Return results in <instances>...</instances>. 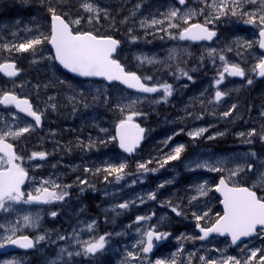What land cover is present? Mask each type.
I'll list each match as a JSON object with an SVG mask.
<instances>
[{"label": "rangeland", "instance_id": "1", "mask_svg": "<svg viewBox=\"0 0 264 264\" xmlns=\"http://www.w3.org/2000/svg\"><path fill=\"white\" fill-rule=\"evenodd\" d=\"M117 1L118 0H110L112 8H109L108 5L101 4L97 0H90V2L101 9L99 18H92L91 23L88 21L93 14L87 13L81 8V0L69 1L68 3L72 4L71 6L74 8L66 7L63 9V12L66 13L62 11H56V13L64 15L68 18L70 23L76 19H80L78 25L71 23L76 29L78 27L80 30L90 29L100 33H116L121 37H127V41L131 45L140 42H148V29L154 26H152L151 23L144 26H140L137 23L136 13H132L131 9H135L138 3H135L134 0L132 3L131 0H120L122 2V4H120ZM209 1L210 0H207V3H209ZM141 2L142 1L139 3ZM149 2H153V0H149ZM165 2L167 3L159 5V7H164V9L159 8L161 13H169L170 10L179 8V6H176V3L170 4V0H165ZM195 2L197 6L191 5L182 12L191 9L196 13L194 17H197L200 15L201 10L202 12L206 10L208 16H206L205 19L213 15L212 9L209 7L208 10L203 4L205 0H195ZM4 3L5 0H0V5ZM13 4H17V2H11L10 5ZM70 4H68V6ZM17 6L19 9L26 8V6H20L19 4ZM198 6H202V8H197ZM105 11L112 12V17L109 16L108 13L105 15ZM245 12H255L257 15L264 14V7H262L260 0H256V3L252 4L248 3L247 0H240L239 8L237 9L238 14L236 16H221L220 19L214 20L212 23L208 24H213L220 28L223 34L221 43L213 46H202L200 49L202 57L207 53L210 54L212 49L216 50L215 54H211L215 70H223L224 62L220 61L219 55H224L229 64H238L240 67H243L247 76L245 80L230 79V81H228V74L225 73V81L221 91L226 92L227 95H225V99L221 103L215 102V97L213 95V99H211L214 103L209 109V112L214 117L204 123L206 125L205 129H212V131H209V134L205 137L202 133L201 142L196 141L192 143L191 151H187L184 155H182V153L179 160L170 161L163 167H160L159 163L153 161H162L165 154L170 153L174 146L182 144L185 148V143H178L171 146L169 143L168 145L170 148L166 150L165 153L163 149L159 150L158 148L159 154L157 157H154L155 154L153 153V150H156V148H152L149 153V147H147V150L143 149L142 152L138 153L137 157L143 154V157H147L150 154L149 157L152 161L149 163L147 158L145 162L147 166L160 167L155 173L159 174L161 180L155 183L150 182L149 177L146 176H140L136 180L133 176H130L131 174L128 175V172H130V162H127L128 158L126 154L122 153L118 148V163L116 166H119L121 163L126 164L124 172L121 173L123 179L117 181L116 175L112 174L114 176V184L104 185L101 189L103 195L107 196L111 194L112 196L105 198L99 205L103 214L113 213L110 218L112 224L111 230L105 228V231H102L101 222H97L95 218V220L92 219L91 221L89 216L86 215L83 217V213L80 217L73 216L70 219H66V225L64 224L62 226L61 224H57L58 230L51 231L53 225L56 224L53 223L49 231L43 230L41 232L44 216L39 210L32 208L30 204H24L22 202L16 203L13 204L8 211L0 210V224L4 225V228H0V238L11 234L6 231V229L11 227H16L18 229L13 238L27 233L35 234L36 238L41 235L45 236L43 241L37 242L36 240L37 246L33 252L16 251L14 253H0V264H5V262L10 260L20 261L21 264H52V261H56L57 264H155L157 260L166 262L167 249L170 255L176 256L172 261L173 264H206L208 261H215L216 264H221V261L228 256H235L241 260V264H244V260L250 255L249 250L260 249L261 252H258L256 260L252 262V264H258L260 255L264 254V235H259L258 238H254L248 244L234 249L224 239L212 238L207 242H202V240L199 239L200 232L197 227V223L202 227H208L215 222L217 214L222 215L223 208L221 206V197L216 194L215 186L218 183L219 175L223 174L228 179L229 170L234 169L237 164L251 163L253 165V171L249 172L245 167L243 171L229 181L235 185H248L257 189L260 196H264V187L257 184L260 174L264 173V140L260 138V134L264 131V115H262V113H264V78H258V69L253 71L259 59L264 57V53L259 49V27L254 24L244 23V21L248 19V16L243 15ZM0 15V53L4 51V58L6 60H11L9 58H12L14 54L6 55L9 51L3 47L4 45H8L9 48H12L13 46H18L21 43H26L36 37H40L41 34L45 37L49 35L48 29L50 22L42 9L33 10L32 12L29 11V13L21 12L18 16H13L10 14L9 10H4ZM132 18L134 19L135 25L131 20ZM141 20H143L144 23L146 18L141 16L140 21ZM155 20L163 21V18L159 17ZM135 26L140 27L139 31H143V33H139L137 36L132 35ZM176 29H179V32L182 30L180 27ZM6 37L16 38L6 40ZM154 38H161L159 32ZM238 40L242 43L238 44ZM246 42H252L251 47H247ZM229 48L231 51L228 50ZM185 51L191 56L190 49ZM14 52L15 58L21 62L23 68L22 77L17 81V88H21L26 97H38L40 93H47L45 112L51 113L54 112L55 108H59V110L63 109V111L68 114L69 110L64 109V107H61L57 102L55 103L52 101L53 99H57L59 95L51 90L49 92L46 85L56 81L63 85L71 83L75 88L83 87L72 83L74 80L66 77L57 62L54 59H50L54 54L47 44V40H44L43 43L36 45L34 49H30L26 52L16 50ZM180 54L181 51L177 49V46L169 48L163 55L158 54L156 51L149 52L142 49L134 53L133 59L142 64L138 57H155L156 60L165 62L166 64L169 63L168 66H170L177 62L176 57ZM33 65L36 66L34 71L30 70ZM49 71L55 75L52 81L45 76L46 72ZM248 79H252V84L247 83ZM86 85H90L88 87L85 86L87 90L85 94L90 99V104L93 106V103L96 102L99 107L97 108V114L103 116L102 121L103 123L105 122L104 124L107 125V122H109L107 126L100 121L98 124V128L101 126V128L104 129L101 133L103 141H106L103 145L104 148H107L105 152L108 154H112L113 152L112 149L110 151L109 149L110 146H114L115 140L111 139L114 137L112 133V123L116 117L119 121L123 120L133 111L131 108L135 109L133 112H139L145 115L156 113L159 109V103L164 99V94L150 98L148 96L132 95L125 89L119 87H108L104 84L100 86H95L93 84ZM13 86L14 84L12 83L5 85L0 84V90L4 88L7 90L9 87ZM182 87L188 88L189 83H183ZM173 91L174 88H172V92ZM79 93L83 95L84 91ZM192 95H197V92L192 93ZM234 97L237 98V100H235ZM105 98L107 102H103ZM254 98L255 102H253ZM71 99L72 100H65V105L68 104V101L71 102L70 108H72L73 113H75L77 109H79L81 102H78V96L76 95H74V99L73 97ZM150 99L153 100L150 101ZM131 100H138V102L131 108L124 107L128 105ZM114 101L116 102L114 103ZM199 103L200 106L203 105V102ZM195 104L196 103H194V105ZM53 105L55 107H53ZM232 105L236 106L235 109L239 107L241 111L232 112L228 119L229 122H225L223 128H218V126H220L219 123L222 122L220 121L221 119L216 120L217 115L222 114L227 106H229V109H232ZM122 107H124V111L120 110ZM221 107L223 110L220 111ZM12 113H14L13 110L7 109L4 128L11 127L13 130H17L18 127L32 125L31 122H28L18 113L15 119H13ZM97 114H94L92 119H94V117L97 118ZM185 114H188L189 118L192 119L193 112L191 110L185 112ZM181 117H183V115L169 120L168 123L171 126L175 125V129H177L178 126L179 130H183V126L178 124V120ZM250 118V126L240 132L239 130L245 125L243 123L244 121H241ZM222 121H226V119ZM165 124L166 122L161 120L157 123V126ZM48 127L50 130V125H48ZM253 129L256 130L257 135L248 137L247 134ZM196 130H191V132ZM107 131H109V133H107ZM179 133H181V131ZM240 133L245 134L243 138L242 136L239 138L242 142L244 141L245 144L240 145L242 143H239L235 145L236 142L234 139L238 140L237 137H240ZM25 134L28 137L30 132ZM25 134L20 137L25 136ZM175 134L176 132L167 133L164 136L165 141L168 137H172L170 141L175 140ZM221 134L223 136H229V140L222 146L213 143H205V140H212L209 139V136H214V139H216ZM230 136L234 139L230 140ZM247 139H250L251 143H246L245 140ZM197 146L201 147L197 148ZM195 147L196 149H193ZM54 149L58 150V148L55 147ZM81 150V153H84L83 147ZM90 150L91 152H95L93 148H90ZM211 150H213V152H210ZM250 153H255V156H251ZM158 156H160L161 160L158 159ZM196 160L201 162L206 160L212 162L223 161V170L219 172L208 171L206 169L189 171L188 165ZM136 166H138V164L135 165V167ZM136 170L140 171L142 169L137 167L135 168V171ZM182 172L185 174L187 173L191 181L182 179ZM208 173H211L210 176H204ZM106 175L108 174L105 172L103 176L104 180ZM36 180H38V178H36ZM133 181H135V183H133ZM204 182H207V186L210 187L211 190L207 192V195H200L196 191V186ZM161 184H163V187H160ZM169 185L173 186L168 190L165 189V187ZM253 185L257 186L253 187ZM151 193H155V199H149ZM193 197H196V199H192ZM126 202L129 204L127 209L118 207L119 204ZM163 206H165V208H162ZM172 207H177V210L181 214L176 215V213L172 211ZM204 213H207L204 219L200 221L195 219V215H203ZM26 215L33 219L38 217V226L26 227L23 220V217ZM140 216L151 217V219L137 222V217ZM89 225H92L91 230H89ZM150 226H155L157 229H164L166 231L165 233L169 234L167 238L162 241L164 255L153 256L150 252H142L143 245H140L139 242L145 239L144 233H146L147 228ZM173 231H175V233ZM102 235L106 237V246L103 254L98 252L94 256L73 255L72 257L67 255L68 252H82L84 241L94 242L96 238ZM60 236H64L67 239L61 240L59 239ZM77 241H80V243H77ZM0 242H3V240L0 239ZM61 248L67 251L61 254ZM129 253H132L136 258L133 259L132 256L128 255ZM201 257L204 259L202 260Z\"/></svg>", "mask_w": 264, "mask_h": 264}, {"label": "flooded vegetation", "instance_id": "2", "mask_svg": "<svg viewBox=\"0 0 264 264\" xmlns=\"http://www.w3.org/2000/svg\"><path fill=\"white\" fill-rule=\"evenodd\" d=\"M97 1H99L101 4L108 5L109 8H112V4L110 0H97ZM132 1L133 0H131V3ZM134 1L135 3H138V5L136 6L135 9H131V12L136 13L137 23L140 26H144L151 23L153 19H158L159 17L163 18L162 24H156L154 25L153 28L148 29L149 31L147 36L148 42H140V43H136L135 45H131L127 41V37L126 38L121 37L116 33H112V32H109L101 36H110L119 39V41L121 42V47L119 48L115 58L125 66L127 71L136 72L137 75L141 76L142 80L145 76L152 77L151 80L147 81V84L149 86H159L162 83H166L172 85V88H174L172 95L169 98H167L166 101L163 99L162 102L159 103V109L156 113L145 115L143 113L138 112L139 115L134 116L132 121V122H139L141 127L145 130V139L138 151L133 152L131 154H126L128 158L127 162H130L129 165L130 172H128V174H131L130 176H133L136 180L140 176H146L149 177L150 182L155 183L156 181L161 180L159 178V174L155 173V171L159 170L160 167L147 166V168L149 169V171L147 172H145L143 169L140 171L139 170L135 171V168L138 167V166L135 167V165L140 163H145L147 158L149 161H152L149 157L150 154L147 157H143L144 154L142 156L137 157L138 153L142 152L143 149L147 150V147H149V153L151 149L154 147L159 148V150L163 149V152L165 153L166 150H168L171 145H175L178 143H185L186 144L185 150L182 154L184 155L187 151H191L192 143L196 141L201 142L200 139L202 138V135L209 134L208 132L212 131V129L207 130L206 132H204L199 137H196L195 139H193L191 136L188 135V133L191 132V130H196L198 128L200 129L201 127L205 128L206 125L204 123L214 117L209 112V109L214 103L212 101L213 95L215 97V92L217 90L221 91L225 80H223V82L220 83L219 85L216 84V79L218 78L219 75L218 72L222 71V69L215 70L211 55L207 53L204 56L205 58L202 57L200 54V49L202 46H213L218 43H221V40H223V34L219 27H216L215 25L212 24L208 26L217 31L215 41L193 42L188 40L173 39L172 37L178 36L180 32L179 29L169 27V23L178 22L179 27L182 29L186 25H184V23L181 20H179V18H176L175 21L173 22L169 21L166 16L167 12L161 13L159 11V8L164 9V7H159V5L166 4L167 2H165V0H153V2H149V0H134ZM140 1L142 2L139 3ZM210 1L209 3H207V0H205V2L203 3L208 10H209L208 5L210 4ZM171 3H176V6H179L181 12L187 9L188 7H190L191 5L197 6L195 0H186L185 5H179L178 0H170V4ZM199 7L202 8V6H198L197 8ZM106 12L108 13L109 16L112 17V12L110 11H106ZM141 16H144L146 18L144 23L143 20L140 21ZM206 16H208V13L206 10H204L202 14L200 13L199 16L193 17L189 21V24H195V23L204 24L205 21L204 19ZM131 20L134 23V19L132 18ZM139 28L140 27L135 26V30L132 33V35L137 36L139 33H143V31L142 32L139 31ZM158 32L161 35V38H154L156 35H158ZM14 38L16 37H6V40H11ZM173 46H177V49L181 51V54L176 57L177 62L170 66H168L169 63L166 64L165 62L162 61H160V63H154V64H148V63L140 64L138 61L133 59L134 53L142 49L149 52L156 51L158 52V54L163 55L167 52L169 48ZM11 49L12 50L9 51L8 54L6 55L14 54V56L12 58H9L11 60H6L4 58L5 53L4 51H2L0 53V64L14 63L20 73L18 76L15 77H7L3 72H0V84L3 85L10 83L14 84L13 87H9L7 90H5L4 88L3 91H12L20 99L27 98L31 102L33 106V110L42 113L41 125L36 126L34 120L31 117H28L26 113H20L19 110L15 109V107L11 105L9 106L0 105V129H4V122L6 120L7 109L13 110L16 114L18 113L28 122L32 123L33 130L30 131V135L28 137L25 134V136L18 137L15 140L9 138V142L13 143L14 150L16 151L17 155L23 157V160L18 161V163H20L21 166L24 167L25 170L28 172L29 180L24 185L22 191L25 193V198H27V194L29 192H31L33 195H36L37 194L36 189L41 187H47L50 191H56L58 193L67 192V195L62 201H54L49 204H42V203L30 204L32 208L39 210L41 214L44 216V223L41 232L43 230L49 231L53 223L56 224L53 225L51 231L58 230L57 224H61L62 226L64 224L66 225L65 223L66 219H70L73 216L80 217L83 213H84L83 217L87 215L91 218V221L92 219L95 218L97 222H101L102 231H105V228L107 230H111L112 224L110 218L112 217L113 213L111 212L112 214L111 213L103 214L99 205L101 204V201L105 200V198L112 196L111 194L107 196L103 195L101 189L104 185L114 184L113 175L111 176L106 175L107 179L105 180L103 179V176L105 175L104 169L106 167H108L109 165L116 166V164L118 163V157H117V150L119 148L118 125L120 121L116 117L112 123V128H113L112 133L114 137H116L114 141V146L113 147L110 146V148H112L113 150L112 154H108L105 151H103L102 145H100L98 142L95 141V134H94L95 128H92L91 132L82 129V133L88 135L86 138H84L80 147L74 148V144L79 143V140H74V138L79 135L76 132H73V130L83 127L82 121L80 120L81 116L83 117L85 123L87 122L89 123V118L86 114H81V110H79L80 107L79 109H77L75 113H73L72 108H70L71 102L68 101L67 102L68 104L65 105L66 103L65 100L67 99L72 100L71 98L74 97V95L78 96L79 95L78 92H82V91H84L83 95H86L85 91L87 92V90L85 86L87 87L90 86L86 84H93L95 86H100L101 84H104L108 87H114V88L119 87L121 89H125L132 95L145 96V97L148 96L150 98L163 94V91L160 90L155 93H140L134 89H129L127 86H123L118 83L108 84L105 81H101L97 79H81L61 70L63 73H65L66 77H69L70 79L74 80L72 83L78 84L83 88H79V87L75 88L72 86L71 83H66V85H63L62 83L59 84V90H51L50 88H48L49 92L50 90L54 91L61 97V99H59L58 97L57 99H53L52 101L55 103L57 102V104H60L61 107H64V109L69 110V113L66 114L63 111V109L59 110V108H55L54 112L51 113L45 112L44 109H45L47 93H42V94L40 93L38 97H34V96L26 97L25 94L22 92V89L17 88V81H19V79H21L22 77L23 68L21 62L18 61L17 58H15L16 57L14 52L15 48L12 47ZM187 49H190L191 56H189V54L186 53L185 50ZM35 67L36 66L33 65L30 70L34 71ZM181 70L186 71L188 75L192 77V80H189L186 76L181 75ZM45 76L47 78H50L54 76V73H51L49 71L46 72ZM230 79L237 80L236 77L228 75V81H230ZM52 80L54 79H51V81ZM185 82L189 83L188 88L182 87L183 83ZM196 92L197 95H192V93H196ZM224 99L225 96L219 102H217L216 100L215 102L221 103L224 101ZM152 100L153 99H150V101ZM235 100H237V98ZM78 102L80 103V99H78ZM115 102L116 101H114V103ZM199 102H203V105L200 106ZM194 103L196 104L194 105ZM94 105L96 106V108H99L96 102L93 103V106ZM131 110L135 111V109L133 108H131ZM190 110L193 112L192 119L189 118L188 114H185V112ZM221 110H223L222 107L220 108V111ZM229 110H230L229 106H227L224 112ZM133 111H131L130 114ZM239 111H241V109H239ZM223 113L218 114L216 120L221 119L220 121H222L226 119L227 116H224ZM180 115H183V117H181L178 120V124H180V126H183V130H179L178 126L177 129H175L174 128L175 125L171 126L168 123L169 120H173V118L175 119L177 117H180ZM126 117L124 119H126ZM97 118L99 121L103 120L102 115L97 114ZM161 120H164L166 124L157 126V123H159V121ZM48 125H50V130ZM107 125H109V122H107ZM98 131L100 133L103 132L101 126H99ZM180 131L181 133H179ZM172 132H176L179 134L178 135L175 134L176 136L175 140L169 141L167 142V144H165L164 136L167 133H172ZM64 135L65 138L62 142L55 139L56 137H62ZM70 139L73 148L67 146ZM169 143L170 146L168 145ZM54 147L58 148V150H55ZM82 147L84 148V153H81ZM200 147L201 146H197V148ZM90 148H93L95 152L94 151L91 152ZM105 149L107 148L105 147ZM193 149H196V147ZM41 151L47 153L45 159L43 160L39 158L29 159L32 152H41ZM93 159L97 160V162L91 161ZM158 159L161 160L160 156H158ZM153 162L158 163L157 160ZM85 169H89L90 171H86ZM97 169H100V171H97ZM181 169L184 170L183 168ZM187 175H188L187 173L185 174L182 172L181 178L187 181H191V178H188ZM36 178H38V180H36ZM81 180L87 181V183L81 184L79 182ZM45 181H48V183H44ZM54 184L60 185V187L55 188L53 186ZM66 186H70V187H66ZM52 212H56L57 215L53 217L51 215ZM148 230H155L156 232H160V233L166 232L164 229L155 228V226L148 227L147 231ZM173 232L175 233V231ZM217 238L224 239L230 244V239L227 237L221 238V236L220 237L217 236ZM252 240L244 244H248ZM162 241L163 239L160 241H156L155 239L153 240L154 248L152 252H150L153 256L163 254ZM244 244H242L241 246H244ZM238 248H234V249H238Z\"/></svg>", "mask_w": 264, "mask_h": 264}, {"label": "snow or ice", "instance_id": "3", "mask_svg": "<svg viewBox=\"0 0 264 264\" xmlns=\"http://www.w3.org/2000/svg\"><path fill=\"white\" fill-rule=\"evenodd\" d=\"M239 2L240 0H211V4H209L208 7L212 9L213 15L210 18H206L204 24H189V21L196 15V13L191 9H188L185 12H181L180 8H174L170 10V12L166 14L169 21H173L179 17V20H181L184 25H186L183 27L182 31H180L178 36H173L172 38L180 40H212L213 37L217 35V33L214 30H210L207 25L212 23L214 20L220 19L221 16H236L238 14L237 9L239 8ZM247 2L256 3V0H247ZM260 2L262 7H264V0H260ZM178 4L185 5L186 0H178ZM80 6L85 12L93 14V16L89 18V23L92 22V18H99L101 9H99L98 6H95L94 3L90 2V0H81ZM49 11L52 18L50 37H45L41 34L40 37H36L26 43H21L18 46H13L16 51L26 52L30 49H34L36 45L43 43L44 40H49L55 49V54L54 56L50 57V59L58 61L59 64L70 73L76 74L80 77H103L107 81H119L126 85L129 89H134L141 93H155L162 90L165 101L167 100V97L172 95V85L162 83L159 86H149L147 81L151 80L152 77L145 76L142 80L141 76L137 75L136 72L125 71L124 67L119 63V61L113 59V53L116 51L117 46L120 43L118 40L111 37H98L90 31L74 32L70 23L66 22L61 15H58L54 8L50 7ZM105 15H107L106 11ZM243 15L248 16V19L245 20L244 23L254 24L259 27V36L261 37L259 40V47L264 49V14L257 15L255 12H245ZM71 23L78 25L80 23V19H76ZM162 23L163 21H158L155 19L151 21L152 26ZM169 27L177 28L179 27V23L170 22ZM237 43L239 44L242 42L238 40ZM251 44L252 42H246L247 47H251ZM3 47L8 51L12 50L8 47V45H4ZM228 50L231 51L230 48ZM215 53V49L210 51V55ZM138 59H140L141 63H160V61L156 60L155 57L149 58L144 56L138 57ZM219 59L224 63L223 70L219 72L218 78L216 79L217 85L223 82L225 73L233 77L245 76V70L238 64H229L226 61L224 55H219ZM257 69L258 75L260 77H264V57L259 59V62L254 66L253 71ZM0 72H3L7 77H15L18 75V70L14 63L0 64ZM181 74L186 76L189 80H192V77L188 75L186 71L181 70ZM252 82V79H248L247 81L248 84H252ZM225 95H227L226 92L217 90L215 92V100L219 102ZM103 102H107V99L105 98V101ZM137 102L138 100H131L129 104L125 105L124 107L131 108ZM81 103L84 107H88V105L84 103L83 100H81ZM0 105L14 106L15 109L19 110L20 113H26L28 117H31L34 120L36 126L41 125L42 113L33 110V106L27 98L20 99L12 91L0 90ZM53 107L55 106L53 105ZM124 107H122L120 110L124 111ZM235 107V105H232L233 110ZM12 115L13 119H15L16 113L14 112ZM136 115H139V113L132 112L126 117V119L121 120L118 125L119 147L123 149L124 152L129 154L135 152L136 148L143 139V134L145 131L138 124L132 123L133 117ZM223 115L229 116L231 115V111H226L223 113ZM262 115H264V113H262ZM31 130H33L32 125L18 127L17 130H13L11 127L0 129V154H2L0 155V210L8 211L13 204L21 202L24 204H49L54 201H62L67 195V192L58 193L56 191H50L47 187H41L36 189V195H33L31 192H29L27 194V198H25V193L21 191V186L28 178V172L24 167L21 166L20 163H18V161L23 160V157L17 155L16 151L14 150L13 143L9 142V138L15 140L16 138L30 132ZM102 131H104V129H102ZM206 131L207 129L200 128L194 132H189L188 135L195 139ZM176 134L178 135L179 133ZM239 135L243 137L245 134L240 133ZM247 135L248 137H251L257 135V132L255 129H253ZM214 138V136L209 137V139ZM260 138L264 140V131H262L260 134ZM111 139L115 140L116 137H112ZM171 139L172 137H168V139L165 141V144H167V142ZM245 142L251 143V140L247 139ZM100 143H106V141L101 140ZM184 150L185 148L182 144L174 146L170 153L165 154V157L162 161H158L160 167H163L170 161L179 160ZM250 155L255 156V153H250ZM46 156L47 153L42 151L32 152L29 159L39 158L43 160L46 158ZM223 163V161L212 162L206 160L201 162L196 160L192 161L188 165V170L195 171L197 169H206L208 171L219 172L223 170ZM245 167L249 172L253 171V165L251 163L237 164L234 169L229 170L228 180H231L233 177L237 176L245 169ZM125 168L126 164L121 163L119 166L109 165V167L105 168L104 171L108 175L115 174L116 180L119 181L123 179L121 173L124 172ZM138 168L143 169L145 172L149 171L145 163L138 164ZM85 170L90 171L89 169ZM97 171H100V169H97ZM105 179H107V176H105ZM79 182L81 184L87 183V181L84 180ZM44 183H48V181H45ZM133 183H135V181H133ZM257 184L261 187H264V173L260 174ZM53 186L55 188L60 187V185L56 184ZM256 186L257 185H253V187ZM160 187H163V184H161ZM210 190L211 188L207 186V182L196 186V191L200 195H207V192ZM215 190L223 195V214H217V219L211 224V226L200 227L199 223H197V227L200 229V232L203 233V235L199 236V239L204 240L210 234L217 233L222 236H230L231 243L236 244L241 240L242 237L264 235V196H258L257 191H254L249 187H230L229 183L224 178L220 179L219 184L215 186ZM155 198V193H151L149 195V199ZM192 199H196V197H193ZM118 207L121 209H127L129 204L127 202L121 203L118 205ZM172 211L175 212L176 215L181 214L177 210V207H172ZM51 215L55 217L57 213L52 212ZM205 216H207V213H204L203 215H195V219L200 221L204 219ZM145 219H151V217H137V222L143 221ZM23 220L26 227L38 226V217L33 219L32 217L26 215L23 217ZM0 228H4V225L0 224ZM91 228L92 225H89V230H91ZM6 231L11 234L0 238L3 240V242H0V249L4 248L5 244L18 245L22 249L34 248V241L26 235H21L13 239V236H15L16 232L18 231L16 227L8 228ZM168 235V233H160L156 232L155 230H148L146 233H144L145 239H142L139 242L140 245H143L142 252H151L154 247L153 239L160 241L162 239H166ZM44 239L45 236L43 235L36 238L37 242L43 241ZM59 239L64 240L67 238L60 236ZM77 243H80V241H77ZM83 245L84 247L82 252H68L67 255L69 257H72L73 255L94 256L98 252L103 254L106 246V237L104 235L99 236L94 240V242L84 241ZM65 251L67 250L61 248L60 253L63 254ZM249 251L250 255H248L244 260V264H252V262L256 260L258 252H261L260 249ZM128 255L132 256L133 259L136 258L132 253H129ZM201 259L203 260L204 258L201 257ZM5 264H21V262L10 260L5 262ZM52 264H57V262L52 261ZM155 264H165V262L162 260H157ZM206 264H216V262L208 261ZM221 264H241V260L235 256H228L226 259L221 261ZM258 264H264V254L260 255Z\"/></svg>", "mask_w": 264, "mask_h": 264}, {"label": "bare ground", "instance_id": "4", "mask_svg": "<svg viewBox=\"0 0 264 264\" xmlns=\"http://www.w3.org/2000/svg\"><path fill=\"white\" fill-rule=\"evenodd\" d=\"M252 4V3H251ZM35 73V72H34ZM53 78H55V75L54 76H52L51 78H48V79H53ZM59 84H61L60 82H56V81H54L53 83H50V84H47L46 86H47V88H50L51 90H59ZM78 99H80V102H81V100H83V102L84 103H86L87 105H88V107H84L83 105H81L80 106V110H81V114H86L87 116H88V118H89V123L87 122V123H85L84 122V119H83V117L81 116L80 117V120L82 121V125H83V127H80V128H78V129H76V130H73V132H76L79 136H77V137H75L74 138V140H79V143H75L74 144V148H77V147H80V145L82 144V142H83V140H84V138H86L87 137V135L88 134H83L82 133V129H84V130H87L88 132L90 131L91 132V129L92 128H95V131H94V134H95V141L96 142H98L100 145H102V148H103V151H105V148H104V145H103V143H100V141L101 140H103V137H102V133H100L99 131H98V124H99V120L96 118V117H94V119H92L93 118V115L95 114H97V108H96V106L94 105V106H92L91 104H90V99L86 96V95H82L81 93H79L78 92ZM59 99H61V97L59 96ZM234 99H236L235 97H234ZM82 104V103H81ZM237 104V103H236ZM239 107H237L236 109H230L229 111H231V113L232 112H238L239 111ZM230 116V115H229ZM229 116H227V118H226V121H221L222 123H219V125L220 126H218V128H223L224 127V123L225 122H229L228 121V119H229ZM250 120H251V118L250 119H248V120H242L241 122H243L245 125H243L244 127H242L241 128V130H239L240 132H242V131H244L248 126H250ZM100 122H102L103 123V121L101 120ZM104 124V123H103ZM105 126H106V124H104ZM107 133H109V131H107ZM207 134H205V135H203L204 137L206 136ZM64 138H65V135L64 136H62V137H56L55 139H57V140H59V141H63L64 140ZM239 138H241V136L239 137H237V139L239 140L237 143H235V145L236 144H239V143H242V144H240V145H244L245 143H244V141L242 142ZM243 138V137H242ZM230 139H232V136H230ZM187 140V139H186ZM229 140V136L227 135V136H223L222 134L221 135H219L216 139H214V140H211V141H208V140H205V143H213V144H215V145H219V146H222L223 144H225L227 141ZM52 143V142H51ZM60 145V144H59ZM58 146V145H57ZM67 146H69V147H71V148H73V146L71 145V139H70V141H69V143L67 144ZM155 148V147H154ZM112 148H110L109 149V151L111 150ZM210 152H213V150H211ZM153 153L155 154V156L154 157H157V155L159 154L158 153V148H156V150H153ZM91 161H94V162H97V160H91ZM105 164V163H104ZM95 166V165H94ZM181 168V167H180ZM198 171H199V169H197ZM200 170H203V169H200ZM210 174L211 173H208V174H206V175H204V176H210ZM122 175V174H121ZM125 175V174H124ZM127 175V174H126ZM129 175V174H128ZM171 186H173V185H169V186H167V187H165V189H170L171 188Z\"/></svg>", "mask_w": 264, "mask_h": 264}, {"label": "trees", "instance_id": "5", "mask_svg": "<svg viewBox=\"0 0 264 264\" xmlns=\"http://www.w3.org/2000/svg\"><path fill=\"white\" fill-rule=\"evenodd\" d=\"M17 2V5L19 4L20 6H26V7H30L33 5L38 7L39 9H42V11H44L46 13V17L48 18L50 11L49 8H54L56 11H64L63 9H65L66 7L69 8H74L72 7L70 3H68L69 1L72 2V0H5V3L3 5H0V13H2L4 10H9L10 14L13 15L14 13V9L16 4L10 5L11 2ZM40 3H39V2ZM68 4H70L68 6ZM42 5V6H41ZM18 9V6H17ZM27 11H30V8L25 9ZM66 13V12H63ZM48 32L50 33V27L48 29ZM232 139H234L232 137ZM231 140V139H230ZM234 141L237 143L238 140L234 139Z\"/></svg>", "mask_w": 264, "mask_h": 264}, {"label": "water", "instance_id": "6", "mask_svg": "<svg viewBox=\"0 0 264 264\" xmlns=\"http://www.w3.org/2000/svg\"><path fill=\"white\" fill-rule=\"evenodd\" d=\"M66 21V20H65ZM67 22V21H66ZM72 27V26H71ZM215 37H213V39H214ZM212 39V40H213ZM193 41H203V40H193ZM207 41H211V40H207ZM52 45V44H51ZM53 46V45H52ZM119 46V45H118ZM118 46H117V48H118ZM54 47V46H53ZM261 49V48H260ZM55 50V49H54ZM263 52H264V49H261ZM116 52H117V49H116V51L113 53V56L116 54ZM59 63V62H58ZM120 63V62H119ZM123 66V65H122ZM61 67H63L62 65H61ZM124 67V66H123ZM124 69H125V67H124ZM66 70V69H65ZM66 71H68V70H66ZM126 71V70H125ZM69 72V71H68ZM70 73V72H69ZM72 75H74V76H78V75H76V74H73V73H71ZM78 77H80V76H78ZM82 78H96V79H100V80H106L105 78H103V77H82ZM107 81V80H106ZM108 83H113V82H117V83H121V82H119V81H107ZM122 84V83H121ZM124 85V84H123ZM126 86V85H125ZM119 138V137H118ZM142 141V140H141ZM141 143V142H140ZM138 147H140V144H139V146ZM137 147V148H138ZM136 148V149H137ZM121 149V148H120ZM122 151H124L123 149H121ZM230 187H232L231 185H229ZM219 194H221L220 192H218ZM222 195V194H221ZM223 196V195H222ZM215 234H217V233H212V234H210L208 237H210L211 235H215ZM219 235V234H218ZM223 236H228V235H223ZM29 237V236H28ZM207 237V238H208ZM230 237V236H229ZM30 238V237H29ZM249 237H242L241 238V240L240 241H238L236 244H233L234 246L235 245H238L239 243H241L242 241H244V240H246V239H248ZM31 239V238H30ZM14 249H22V248H20L18 245H12V244H5V247L4 248H2V249H0V252H7V251H10V250H14Z\"/></svg>", "mask_w": 264, "mask_h": 264}]
</instances>
